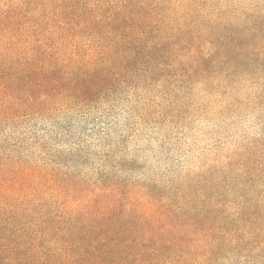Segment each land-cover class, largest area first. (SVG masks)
I'll return each mask as SVG.
<instances>
[{"label": "trees", "instance_id": "trees-1", "mask_svg": "<svg viewBox=\"0 0 264 264\" xmlns=\"http://www.w3.org/2000/svg\"><path fill=\"white\" fill-rule=\"evenodd\" d=\"M18 0L0 9V124L60 96L86 107L161 87L176 105L264 78V18L210 19L194 2ZM0 143V264H264V157L234 154L164 188L88 180ZM261 150V148H259Z\"/></svg>", "mask_w": 264, "mask_h": 264}, {"label": "rangeland", "instance_id": "rangeland-1", "mask_svg": "<svg viewBox=\"0 0 264 264\" xmlns=\"http://www.w3.org/2000/svg\"><path fill=\"white\" fill-rule=\"evenodd\" d=\"M9 1L18 0H0V9ZM168 1L177 10L199 4L207 17L228 25L264 18V0ZM205 87L197 82L194 94L173 106L175 97H163L160 86L86 107L60 96L44 113L1 123L0 143L31 163L138 188H164L202 170L225 169L241 151L256 148L255 157H264V78L241 79L227 93ZM255 260L228 255L223 264H260Z\"/></svg>", "mask_w": 264, "mask_h": 264}]
</instances>
